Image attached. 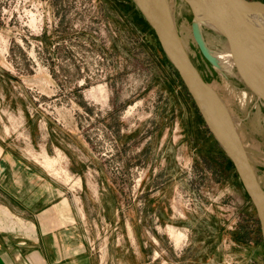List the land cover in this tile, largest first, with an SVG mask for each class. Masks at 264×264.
Instances as JSON below:
<instances>
[{"label": "rangeland", "instance_id": "374dc122", "mask_svg": "<svg viewBox=\"0 0 264 264\" xmlns=\"http://www.w3.org/2000/svg\"><path fill=\"white\" fill-rule=\"evenodd\" d=\"M168 5L184 49L226 106L264 190L262 100L221 36L200 26L224 65L218 68L192 38L188 4ZM12 113L30 134L21 138L33 147L24 156L79 195V206L82 200L98 264H117L110 234L121 239L128 219L145 238L147 260L156 261L152 251L159 250L164 264H264L243 179L132 0H0V115ZM106 194L115 200L114 222L99 212L107 209Z\"/></svg>", "mask_w": 264, "mask_h": 264}, {"label": "crops", "instance_id": "0c3cea01", "mask_svg": "<svg viewBox=\"0 0 264 264\" xmlns=\"http://www.w3.org/2000/svg\"><path fill=\"white\" fill-rule=\"evenodd\" d=\"M20 122V114L0 115V264H98L89 249L93 235L85 226L82 200L79 206V195L69 194L43 165L24 156L33 147L22 146L21 138L30 134L22 130ZM105 197L107 209L102 207L99 212L114 222L115 200L110 194ZM133 225L126 220L121 239L110 234V257L117 264H164L159 250L152 251L156 261L154 256L146 259L150 251L144 236L133 233Z\"/></svg>", "mask_w": 264, "mask_h": 264}, {"label": "water", "instance_id": "95a60500", "mask_svg": "<svg viewBox=\"0 0 264 264\" xmlns=\"http://www.w3.org/2000/svg\"><path fill=\"white\" fill-rule=\"evenodd\" d=\"M132 1L155 31L164 52L190 93L205 126L223 145L242 177L256 209L264 241V190L258 183L226 106L211 87L204 83L190 60L176 32L168 1L163 0L165 7L163 12L150 4L149 0ZM184 1L193 14L190 24L192 38L204 59L214 67H221L202 37L200 30L202 24L221 36L229 50L231 61L240 68L248 87L264 104V26L258 23L264 21V2L260 0ZM192 3L199 8L202 21L196 20ZM209 102L219 109V119L208 111Z\"/></svg>", "mask_w": 264, "mask_h": 264}, {"label": "bare ground", "instance_id": "6f19581e", "mask_svg": "<svg viewBox=\"0 0 264 264\" xmlns=\"http://www.w3.org/2000/svg\"><path fill=\"white\" fill-rule=\"evenodd\" d=\"M150 1V4H152V5H154V7H156V8H158V9H160L161 10V12H163L164 11V9H165V7H164V1L163 0H149ZM168 1V3L170 4V0H167ZM173 1V0H172ZM175 2V1H174ZM194 3H192V5H193ZM173 8V7H172ZM193 8H194V12L196 13V16H195V18H196V20H199V21H202V19H201V14H199L200 13V10H199V8L197 7V5L196 4H194L193 5ZM199 18V19H198ZM260 21V20H259ZM258 23H260L261 25H263L264 26V21H261V22H258ZM262 26V27H263ZM210 31V30H209ZM214 54V53H213ZM214 56L216 57V59L218 60V62L220 63V66L221 67H224V65H223V63H222V61L218 58V56H216L215 54H214ZM223 83H225V82H223ZM226 84V83H225ZM215 86V85H214ZM225 86V85H224ZM213 87V86H212ZM211 87V88H212ZM216 87V86H215ZM217 87H219V86H217ZM216 87V88H217ZM227 86H225V88H226ZM214 90V89H213ZM238 93V92H237ZM233 95V94H232ZM245 94L243 93L241 96H244ZM242 98V97H241ZM239 99H240V95H239ZM241 100V99H240ZM205 101H207V100H205ZM242 101H240V103H241ZM242 104V103H241ZM207 107H208V111L211 113V115L212 116H214L215 118H218L219 119V117H220V113H219V109L216 107V106H214L212 103H208L207 104ZM246 149V148H245ZM247 150V149H246Z\"/></svg>", "mask_w": 264, "mask_h": 264}]
</instances>
